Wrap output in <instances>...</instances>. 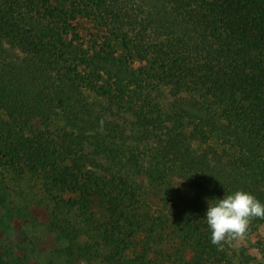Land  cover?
Masks as SVG:
<instances>
[{
  "label": "trees",
  "instance_id": "1",
  "mask_svg": "<svg viewBox=\"0 0 264 264\" xmlns=\"http://www.w3.org/2000/svg\"><path fill=\"white\" fill-rule=\"evenodd\" d=\"M0 169L42 180L81 257L231 264L206 212L264 203V0H0Z\"/></svg>",
  "mask_w": 264,
  "mask_h": 264
},
{
  "label": "rangeland",
  "instance_id": "2",
  "mask_svg": "<svg viewBox=\"0 0 264 264\" xmlns=\"http://www.w3.org/2000/svg\"><path fill=\"white\" fill-rule=\"evenodd\" d=\"M86 33L95 32L85 23ZM89 35V34H88ZM38 177H18L0 169V261L18 264H115L100 252L81 257L90 241L79 233L73 214L56 208ZM231 264H264V224L250 223L244 239L225 243Z\"/></svg>",
  "mask_w": 264,
  "mask_h": 264
},
{
  "label": "clouds",
  "instance_id": "3",
  "mask_svg": "<svg viewBox=\"0 0 264 264\" xmlns=\"http://www.w3.org/2000/svg\"><path fill=\"white\" fill-rule=\"evenodd\" d=\"M206 223L211 230V244L223 250L225 243L244 239L253 219H264V203L243 190L210 201Z\"/></svg>",
  "mask_w": 264,
  "mask_h": 264
}]
</instances>
